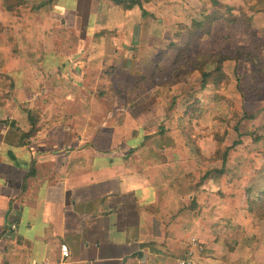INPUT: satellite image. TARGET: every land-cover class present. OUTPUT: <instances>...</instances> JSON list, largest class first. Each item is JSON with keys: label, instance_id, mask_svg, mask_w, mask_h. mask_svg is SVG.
I'll return each mask as SVG.
<instances>
[{"label": "rangeland", "instance_id": "1", "mask_svg": "<svg viewBox=\"0 0 264 264\" xmlns=\"http://www.w3.org/2000/svg\"><path fill=\"white\" fill-rule=\"evenodd\" d=\"M131 2L0 0V140L113 132L195 264H264V0Z\"/></svg>", "mask_w": 264, "mask_h": 264}, {"label": "crops", "instance_id": "2", "mask_svg": "<svg viewBox=\"0 0 264 264\" xmlns=\"http://www.w3.org/2000/svg\"><path fill=\"white\" fill-rule=\"evenodd\" d=\"M73 131L56 126L30 143L4 132L0 264H179L183 232L172 228L178 217L171 222L163 213H178L173 175L153 172L130 150L119 153L113 132L100 128L84 139ZM100 138L108 144L103 151Z\"/></svg>", "mask_w": 264, "mask_h": 264}, {"label": "built area", "instance_id": "3", "mask_svg": "<svg viewBox=\"0 0 264 264\" xmlns=\"http://www.w3.org/2000/svg\"><path fill=\"white\" fill-rule=\"evenodd\" d=\"M59 251L61 254V258L63 261H66L70 258V252L68 247L63 244L60 245L59 247ZM203 252V246L201 245V243L197 240H192L190 242V246L189 248L186 250L185 256L184 258H182L181 260H179V264H195V254L196 253H202ZM28 264H46V263H28Z\"/></svg>", "mask_w": 264, "mask_h": 264}, {"label": "trees", "instance_id": "4", "mask_svg": "<svg viewBox=\"0 0 264 264\" xmlns=\"http://www.w3.org/2000/svg\"><path fill=\"white\" fill-rule=\"evenodd\" d=\"M120 2H122L123 0H118ZM129 1H132L131 4L128 6V9H131L133 8V5L135 4H138L139 3V0H129Z\"/></svg>", "mask_w": 264, "mask_h": 264}]
</instances>
